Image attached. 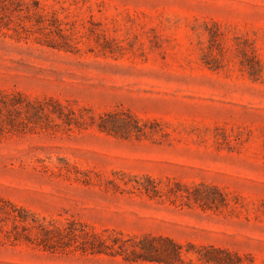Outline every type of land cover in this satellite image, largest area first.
Returning <instances> with one entry per match:
<instances>
[{
  "label": "rangeland",
  "instance_id": "rangeland-1",
  "mask_svg": "<svg viewBox=\"0 0 264 264\" xmlns=\"http://www.w3.org/2000/svg\"><path fill=\"white\" fill-rule=\"evenodd\" d=\"M3 6L0 264H264V0Z\"/></svg>",
  "mask_w": 264,
  "mask_h": 264
},
{
  "label": "trees",
  "instance_id": "trees-1",
  "mask_svg": "<svg viewBox=\"0 0 264 264\" xmlns=\"http://www.w3.org/2000/svg\"><path fill=\"white\" fill-rule=\"evenodd\" d=\"M6 2L20 3V2H23V0H0V9H2L4 7L3 4L6 3ZM36 23H42L43 27H45V29H48L50 31H51V27L54 28V30L51 31V33L53 35H55L60 40V42H59V40H57V41L54 40L55 43L57 45H59L60 47H64V46H62V42L61 41L62 40L66 41L67 36L65 35L64 30H63V28L61 27V24H59L58 21L54 20L52 23H47L46 20L44 19V17L41 16V17L38 18ZM63 45H65V46L68 45L69 46L70 44H67L66 42H64ZM255 71L256 70H251V76H253V77L257 76V74H255L256 73ZM21 99L22 98L20 96H18L17 98L15 97L14 98V102L11 104V106L13 108L22 107V103L19 102V101H21ZM3 105H6L5 102H3ZM37 106H38V108H40V111H42V112L45 111L44 110L45 108H42L43 105L38 104ZM27 109H31V104H28ZM100 127L102 128L104 126H100Z\"/></svg>",
  "mask_w": 264,
  "mask_h": 264
}]
</instances>
